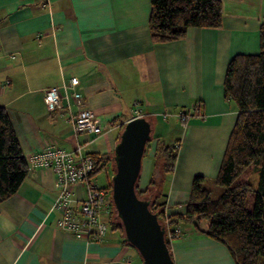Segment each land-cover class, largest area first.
<instances>
[{
    "label": "crops",
    "instance_id": "crops-1",
    "mask_svg": "<svg viewBox=\"0 0 264 264\" xmlns=\"http://www.w3.org/2000/svg\"><path fill=\"white\" fill-rule=\"evenodd\" d=\"M220 1V27H190L182 38L154 42L150 0H0V106L26 160L49 143L67 150L80 145L83 153L108 155L91 175L108 188L114 145L139 102L151 134L164 140L170 128L156 123L170 117L173 132L164 141L179 142L168 173L154 166L150 148L139 181L155 176L164 212L183 214L193 177L205 182L217 175L237 115L223 92L227 63L236 53L258 52L264 22V0ZM70 76H77L78 94L101 121L97 135L75 134L66 110L45 107L44 90ZM195 104L203 115L177 124V114ZM85 189L76 183L72 198L82 199ZM56 195L53 172L28 164L17 191L0 202V264H142L118 228L108 226L100 241L58 228ZM177 225L183 233L169 242L175 264H237L222 242L191 223Z\"/></svg>",
    "mask_w": 264,
    "mask_h": 264
},
{
    "label": "trees",
    "instance_id": "trees-1",
    "mask_svg": "<svg viewBox=\"0 0 264 264\" xmlns=\"http://www.w3.org/2000/svg\"><path fill=\"white\" fill-rule=\"evenodd\" d=\"M221 23L220 0H150L148 29L154 42L182 38L190 27L218 28ZM223 92L236 105L237 115L214 178L222 191L212 198L210 190L202 184L203 176L195 175L184 213L174 218L169 216V223L172 226L191 223L198 231L225 244L237 264H264V22L259 27L258 52L236 53L228 61ZM151 137L155 138L151 146L154 166L164 173L171 172L177 148L153 134L146 145ZM88 154L94 158L92 173L108 158V155ZM112 157L113 152V161ZM27 171L28 163L9 114L0 106V202L17 191ZM250 171L257 174L255 183L245 178ZM138 181L139 178L135 184L137 196L149 201V208L163 224L164 202L155 204L156 199L142 197ZM149 183L157 185L158 179L150 176ZM106 222L123 233L112 201ZM165 240L170 251L166 236Z\"/></svg>",
    "mask_w": 264,
    "mask_h": 264
},
{
    "label": "built area",
    "instance_id": "built-area-1",
    "mask_svg": "<svg viewBox=\"0 0 264 264\" xmlns=\"http://www.w3.org/2000/svg\"><path fill=\"white\" fill-rule=\"evenodd\" d=\"M79 79L77 76L62 77L59 83L53 84L44 90V103L49 112L59 109L67 111L75 134L97 135L102 131V124L95 112L87 107L77 92ZM75 109H72V105ZM199 105L177 114L179 123L186 122L191 116L201 117ZM145 116L139 102H134L130 118ZM166 118V113L162 114ZM179 148V142L174 143ZM31 167L49 169L54 174L57 190L52 208L61 209L56 225L77 237L102 240L108 224L104 219L111 209V200L108 199V188L100 187L91 180L94 170V158L83 153L81 146L67 150L55 143L46 144L38 151H34L27 158ZM78 182L85 183V196L82 199L72 198L73 187ZM162 219L167 240L179 238L182 229L178 225H170L169 216L163 211Z\"/></svg>",
    "mask_w": 264,
    "mask_h": 264
},
{
    "label": "water",
    "instance_id": "water-1",
    "mask_svg": "<svg viewBox=\"0 0 264 264\" xmlns=\"http://www.w3.org/2000/svg\"><path fill=\"white\" fill-rule=\"evenodd\" d=\"M151 132L152 124L145 116L129 118L123 124L113 149L111 201L121 222L124 240L137 251L142 264H175L165 240L164 224L149 208V201L139 198L135 192Z\"/></svg>",
    "mask_w": 264,
    "mask_h": 264
},
{
    "label": "rangeland",
    "instance_id": "rangeland-1",
    "mask_svg": "<svg viewBox=\"0 0 264 264\" xmlns=\"http://www.w3.org/2000/svg\"><path fill=\"white\" fill-rule=\"evenodd\" d=\"M169 120H170V117H167V119L166 120H163V121H160V118H159L158 121H157V123H156V126H162L163 125V128H170V129H168L165 132V134H163V135H165V137L163 138L165 141H169V135L170 134H168V133L169 132H173L172 127H169V126H172V125H168V123H167ZM177 121H178L177 124H179L180 126L181 125L183 126L185 124V122H182L180 124L178 119H177ZM173 124H175V122H173ZM150 140H151V142L146 145V150H145L146 153H145L144 157L146 155H148L150 148H152L151 146L155 143V138H152L151 137ZM164 140L162 142L166 143ZM175 142H177V140H174V141H172L170 143L167 142L166 144H172V143H175ZM177 150H178V148H177ZM156 161H158V160H156ZM160 161H159V163H160ZM98 173H103V171L102 170L97 171L96 174H98ZM245 175H246L245 178H247L249 181H251L253 183L256 182V180H257V174L254 173L253 171H250L248 173L246 172ZM142 176L144 177V175H142ZM152 178H153V176H152ZM154 178H156V177L154 176ZM109 182H111V176L109 177ZM138 182H139V187L141 189V191H139L140 195L142 197H144V198L156 199L155 200V204H156V202H157V204H159V200L155 196L156 195V190H157V185H155V183H149V184H147V182L146 183H143L144 181H138ZM202 184H203V186H205L206 188H208L210 190V195H211L212 198L217 197L219 195V193L222 191L221 186L215 184L214 180H212V179H209L208 178L205 182L203 181ZM107 195H108V199L110 201L111 200V190H110V187H108V194ZM247 204H248V207L251 206V202H249Z\"/></svg>",
    "mask_w": 264,
    "mask_h": 264
}]
</instances>
